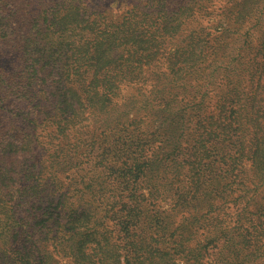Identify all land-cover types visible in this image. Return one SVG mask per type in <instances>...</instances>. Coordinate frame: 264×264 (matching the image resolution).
I'll return each mask as SVG.
<instances>
[{"label":"trees","instance_id":"trees-1","mask_svg":"<svg viewBox=\"0 0 264 264\" xmlns=\"http://www.w3.org/2000/svg\"><path fill=\"white\" fill-rule=\"evenodd\" d=\"M59 3L35 17V26L81 40L71 41L78 51L86 46V60L66 76L92 65L101 69L95 81L103 93L88 99L97 108L123 79L138 82L149 62L143 59L155 56L158 40L183 30L188 10L186 0H148L145 10L132 4L126 18L110 22L94 21L77 0ZM94 12L104 18L99 8ZM225 16L227 25L237 22V13ZM26 49L39 77L43 46ZM234 50L233 63L224 66L229 88L219 96L222 103L210 88L187 87L193 63L165 68L163 79L177 81L186 94L157 98L169 116V134L166 127L145 131L129 110L109 119L102 136L76 133L65 117L56 129L44 124L50 145L31 163L18 145L6 154L2 136L0 264H56L57 255L72 256L74 264H132L126 253L132 247L133 264H264V37L256 46L249 33ZM243 81L253 89L239 87ZM151 100L144 107L152 108ZM165 193L173 208L158 212L154 203ZM147 229L150 244L140 247L133 235Z\"/></svg>","mask_w":264,"mask_h":264},{"label":"rangeland","instance_id":"rangeland-1","mask_svg":"<svg viewBox=\"0 0 264 264\" xmlns=\"http://www.w3.org/2000/svg\"><path fill=\"white\" fill-rule=\"evenodd\" d=\"M59 2L61 0H0V138L6 137V154L14 151L16 145L20 146L22 149L19 153L26 159V163L43 158L45 150L48 151L49 147L46 146L50 144L46 145L44 140H47L49 135L42 130L44 124L55 123L65 117L70 125H75L73 130L76 129V133L101 135L106 131L104 127L109 119L120 114V110H129L131 116L140 118L139 123L145 131L156 134L163 131L158 128L166 127L168 128L166 133H171L169 116L162 110L159 105L161 101L157 98L177 95L178 98L186 99V94L183 88L177 85V81L167 82L163 79L162 72L165 68L173 63L179 65L193 63V73L188 79L191 81L187 87L197 91L210 88L212 94H217L215 101L222 103L226 100L220 99L219 96L226 93L229 88L223 76L224 66L229 62L233 63V56L236 55L234 49L243 44L249 33L252 43L254 42L256 46L264 37V0H186L188 10L183 30H180L173 40L161 39L154 44L156 48L153 50L156 54L143 59L149 62L141 65L142 75L138 82L123 79L118 88H111L109 100L104 106L90 107L88 99L93 98L98 92L103 93L101 85L95 81L101 69L92 65L83 72H80L82 69L79 70L73 77L66 76L71 65H75L77 60H86L87 55L81 53L86 46L83 44L78 51L72 44L73 37L61 38L62 36H58L59 32L53 33L44 27L35 26L34 18L41 17L39 14L45 8L60 5ZM77 2L82 5L83 10L89 14L93 13L94 21L116 22L128 16L132 4L136 3L141 10H145L148 0H77ZM97 8L103 11L104 18L97 17L99 14L94 12ZM235 13L238 14L237 22L234 25H227L225 15L232 16ZM25 17L29 20L21 22L20 19ZM225 26L227 31H223ZM67 39L72 41L68 50ZM74 43L80 45L81 40ZM29 44L33 47L43 46L42 51L45 52V61L35 64L40 69L39 77H36L31 61L28 60L29 54L23 52L27 50L26 46ZM190 47L192 55L184 58L188 55ZM55 78L61 81L52 80ZM245 85L250 91L253 89L252 83L245 81L239 87ZM149 99H152V108L144 107ZM256 101L258 102V98ZM183 102L184 100L179 107L185 106L182 105ZM137 107L138 112L133 114ZM52 125L56 129V123ZM30 128L37 135V142L33 141L31 131H25ZM24 131L29 134L28 137ZM49 140L55 141L54 134ZM1 157L3 156H0V159ZM153 207L158 212L173 208L169 194L165 193L163 196L161 194ZM2 221L4 219L0 218V224ZM152 233V229L136 232L133 241L142 247L148 245ZM162 243L166 247V241ZM133 252V247L131 251L128 248L126 252L127 259L132 264L135 261ZM173 257L179 263L184 261L177 256ZM56 259V264L75 263L72 256L57 255Z\"/></svg>","mask_w":264,"mask_h":264}]
</instances>
